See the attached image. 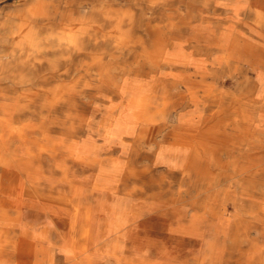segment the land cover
I'll use <instances>...</instances> for the list:
<instances>
[{
    "label": "bare ground",
    "instance_id": "bare-ground-1",
    "mask_svg": "<svg viewBox=\"0 0 264 264\" xmlns=\"http://www.w3.org/2000/svg\"><path fill=\"white\" fill-rule=\"evenodd\" d=\"M234 3L232 23L215 28L193 23L204 16L192 0H25L0 23V264H91L75 261L92 242L89 194L118 199L114 237L120 199L145 194L156 168H203L216 140L244 158L229 163L253 191L245 214L264 221V0ZM231 82L247 126H209L230 110ZM165 127L177 141L159 140ZM78 169L92 186L77 184ZM27 212L42 220L26 221ZM118 248L114 241L115 264Z\"/></svg>",
    "mask_w": 264,
    "mask_h": 264
},
{
    "label": "rangeland",
    "instance_id": "rangeland-1",
    "mask_svg": "<svg viewBox=\"0 0 264 264\" xmlns=\"http://www.w3.org/2000/svg\"><path fill=\"white\" fill-rule=\"evenodd\" d=\"M18 1L19 4L16 6L12 0H0V23L15 10L27 6L25 0ZM235 1L217 0L215 7L207 5L205 0H192L193 4L203 10L202 16H204L195 17L193 23L202 22L205 27L211 24L210 27L214 28L220 22L232 23ZM196 14L195 12L194 15ZM185 33L190 35L189 30ZM227 86L233 96L231 108L228 112H222L218 117L211 118L208 125L247 126L243 120H240L244 108L243 104L239 103V97L243 95L239 90L240 87L233 82L228 83ZM174 99L176 100L177 97ZM100 115H97L92 126L101 125L102 115ZM170 129L171 127L162 128L158 132L159 140L177 141L178 137L170 134ZM232 133L234 135L232 140H236L237 131L232 130ZM209 146L213 153L201 156L203 168L198 167L184 175H180L177 171L168 173L163 168H156L143 180L145 194L120 199L124 205V222L123 227L114 237L107 233V229L114 217L113 207L118 199L106 194H87L84 207L89 216L88 224L91 228L89 236L92 242L87 252L78 254L75 261L115 264L112 244L118 241L117 255L121 258L120 264H264V221L246 216L245 213L252 208L248 193L253 191L249 186L241 187L240 184L244 181L246 173L235 170L229 163L230 160L235 159L239 167L245 160L234 145L225 147L216 140ZM239 146L243 148V144ZM90 177L92 174L89 171L81 169H78L74 175L77 184L80 185L82 182L80 186L85 189L92 186ZM140 183L142 184L137 180L134 184L139 186ZM260 189L261 187L258 188L257 195H261L262 189ZM195 199L199 200L198 206L191 205ZM191 216L194 218L192 219ZM25 219L36 222L42 220V217L37 218L33 213L27 212ZM45 222L47 224L49 221H43V226L46 225ZM57 229L56 239L61 244L68 229L66 222H60ZM82 241L78 239L77 244H81Z\"/></svg>",
    "mask_w": 264,
    "mask_h": 264
}]
</instances>
